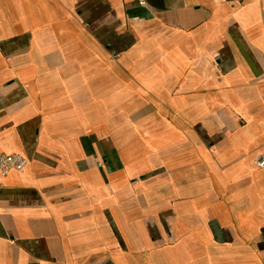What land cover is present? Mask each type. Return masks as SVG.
<instances>
[{
  "label": "crops",
  "instance_id": "crops-1",
  "mask_svg": "<svg viewBox=\"0 0 264 264\" xmlns=\"http://www.w3.org/2000/svg\"><path fill=\"white\" fill-rule=\"evenodd\" d=\"M0 154V264H264V0H0Z\"/></svg>",
  "mask_w": 264,
  "mask_h": 264
},
{
  "label": "built area",
  "instance_id": "built-area-1",
  "mask_svg": "<svg viewBox=\"0 0 264 264\" xmlns=\"http://www.w3.org/2000/svg\"><path fill=\"white\" fill-rule=\"evenodd\" d=\"M142 6L143 2H139ZM28 161L21 155L12 154L5 155L0 154V177L6 178L11 173L22 174L27 166ZM253 165L258 169L264 168V159L261 157H256L253 160Z\"/></svg>",
  "mask_w": 264,
  "mask_h": 264
}]
</instances>
